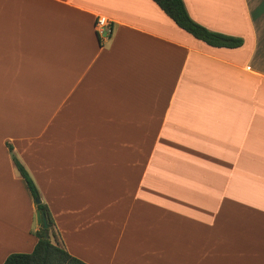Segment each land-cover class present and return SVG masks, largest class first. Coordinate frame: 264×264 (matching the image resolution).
Wrapping results in <instances>:
<instances>
[{"label":"crops","instance_id":"1","mask_svg":"<svg viewBox=\"0 0 264 264\" xmlns=\"http://www.w3.org/2000/svg\"><path fill=\"white\" fill-rule=\"evenodd\" d=\"M182 2L242 46L152 0H0V264L38 229L8 145L85 264H264V0Z\"/></svg>","mask_w":264,"mask_h":264},{"label":"trees","instance_id":"2","mask_svg":"<svg viewBox=\"0 0 264 264\" xmlns=\"http://www.w3.org/2000/svg\"><path fill=\"white\" fill-rule=\"evenodd\" d=\"M174 24L190 34L195 39L208 46L216 48L234 49L241 47L242 39L209 31L202 25L194 22L188 15L182 0H152ZM11 153V160L16 171L24 181L33 200L40 199L38 190L30 175L12 153V147L7 146ZM37 209L41 210L46 218L48 238H44V230L39 227L34 233L37 242L30 253H13L6 257L2 264H85L77 258L71 256L61 241L60 235L54 227L53 220L46 206L40 203ZM50 237L55 239L51 243Z\"/></svg>","mask_w":264,"mask_h":264},{"label":"water","instance_id":"3","mask_svg":"<svg viewBox=\"0 0 264 264\" xmlns=\"http://www.w3.org/2000/svg\"><path fill=\"white\" fill-rule=\"evenodd\" d=\"M40 203L41 202L38 199L35 200L34 202L35 216H36L37 224L40 225L41 229L44 230V238L47 239L48 238V233H47L48 225H47L45 215L41 210L36 208Z\"/></svg>","mask_w":264,"mask_h":264},{"label":"built area","instance_id":"4","mask_svg":"<svg viewBox=\"0 0 264 264\" xmlns=\"http://www.w3.org/2000/svg\"><path fill=\"white\" fill-rule=\"evenodd\" d=\"M104 28L106 29L105 38H108L111 34V26L109 25L108 21L103 17H96L94 22V30L96 33L101 34L103 33Z\"/></svg>","mask_w":264,"mask_h":264},{"label":"rangeland","instance_id":"5","mask_svg":"<svg viewBox=\"0 0 264 264\" xmlns=\"http://www.w3.org/2000/svg\"><path fill=\"white\" fill-rule=\"evenodd\" d=\"M28 190V189H27ZM29 192V191H28ZM35 200H37V199H35ZM35 200H33L34 202H35ZM38 200H40V199H38ZM35 216V215H34ZM35 223L37 224V221H36V216H35ZM38 225V224H37ZM39 227H40V225H38V229H39ZM41 228V227H40ZM50 241H51V243H55V239L54 238H52V237H50Z\"/></svg>","mask_w":264,"mask_h":264}]
</instances>
